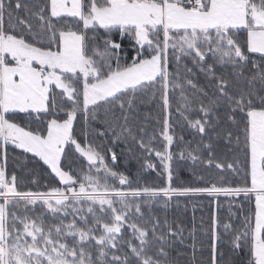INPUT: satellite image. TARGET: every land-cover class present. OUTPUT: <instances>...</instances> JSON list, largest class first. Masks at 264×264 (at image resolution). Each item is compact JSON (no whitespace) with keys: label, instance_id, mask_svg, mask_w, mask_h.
I'll return each instance as SVG.
<instances>
[{"label":"snow or ice","instance_id":"1","mask_svg":"<svg viewBox=\"0 0 264 264\" xmlns=\"http://www.w3.org/2000/svg\"><path fill=\"white\" fill-rule=\"evenodd\" d=\"M0 264H264V0H0Z\"/></svg>","mask_w":264,"mask_h":264},{"label":"trees","instance_id":"2","mask_svg":"<svg viewBox=\"0 0 264 264\" xmlns=\"http://www.w3.org/2000/svg\"><path fill=\"white\" fill-rule=\"evenodd\" d=\"M117 151L119 152V150ZM119 166L121 170H125V168L127 167L128 169L132 170L133 173L136 168L135 164L126 165L123 159L119 161ZM181 178L184 183L191 182L189 173L187 171L181 172ZM143 179L151 183L156 178L154 174H146L143 177ZM45 183H47L46 180H45ZM25 187L34 189L35 186L32 184H28L26 182ZM185 204L187 205L186 208H185ZM215 207H216L215 204H211L209 202V199L205 197H197V198H192V199L181 198L180 207L174 208L170 210V212L175 213L176 216L182 219L186 224L190 225L192 222L193 215H195V219L197 223H199V221L201 220V217H203L204 220L207 221L210 212L213 211ZM228 208H229L228 202L225 200V198L221 197V204H220V209H219L220 213L222 215H226L228 212Z\"/></svg>","mask_w":264,"mask_h":264}]
</instances>
